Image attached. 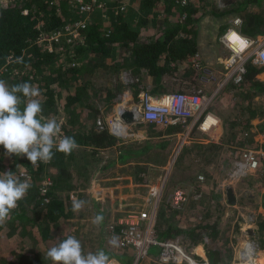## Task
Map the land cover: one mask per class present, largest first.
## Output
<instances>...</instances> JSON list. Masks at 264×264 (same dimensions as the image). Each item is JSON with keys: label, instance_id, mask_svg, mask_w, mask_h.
Listing matches in <instances>:
<instances>
[{"label": "rangeland", "instance_id": "obj_1", "mask_svg": "<svg viewBox=\"0 0 264 264\" xmlns=\"http://www.w3.org/2000/svg\"><path fill=\"white\" fill-rule=\"evenodd\" d=\"M139 1L104 0L105 5L94 7L88 13L77 12L75 9L74 11L71 10L70 14H68V22L77 18H83L85 20L99 19L107 22L112 14L114 16L116 14L125 16V13L139 10ZM175 1L186 3L188 0ZM175 1L161 0L157 2V6H149L141 11V15L146 17L148 21L141 26L143 27L144 33L154 36L157 30L156 28L166 25L165 19L167 22L169 21L167 25L170 27H174L177 23H183L185 14L178 15V12L166 11L168 9L170 10L167 6L168 3L177 5ZM190 1H192V4L196 2V0ZM200 1L201 4L205 3L207 7H214L217 11L221 12L219 15L211 13L204 14L195 22V24H198L199 41L203 42L201 44L203 48L200 50L202 53L199 55L202 68L195 69L191 59H189V63L187 61L181 62L177 67L175 77L171 78L170 76L167 78V84L168 86H172L171 91L201 89L205 93L213 94L208 105V110L223 118L222 125L224 132L220 142L207 147L204 152L199 151L196 147H191L189 149L190 151H186L181 158L177 159L178 156L176 157V164L174 162V166L165 185L163 199L167 198L169 192L174 187L181 186L188 190V200L180 208L173 207L169 202L163 200L161 202L163 204L162 210L164 211V216H170L173 209L180 210L181 213H173L174 215L172 214L171 217L175 216L177 223L186 228L192 227L196 222L217 221L213 225L215 229H218L216 237L211 238L205 235L206 239L204 240L207 248L211 247V249H215L220 246L222 247L223 254L230 253V256L225 257L223 255V259L219 262L210 260L204 247L198 249L199 252L196 251L195 249L198 244L191 243L189 235L186 236L185 233H179L175 236L187 249H190L197 255L201 253L208 257L211 263L264 264V257H262L264 256V224L258 225V221H261L264 216L258 213L259 210L257 211L256 209V204H260L261 180H264V155L261 157L258 167L254 170L239 176L230 175L233 167V159L235 158L234 154L238 156L243 148H261L264 150L262 147L264 143V126L261 128V126L257 125V123H261L264 119V90L256 92L252 97L254 104L259 105L263 109L260 114L261 116L251 118L252 124L248 129L249 134L243 132L240 137L237 134H232L234 126L239 125L243 120L248 118L249 110H247V106L249 107L250 105V98L243 93L244 90L232 86L233 82H237L234 80L233 74L222 82L224 75L230 70L225 64V59L230 56L231 49L221 41V36L225 32L222 30L229 23L232 16H239L244 21L243 26H250L247 22L250 17L256 18L260 23L252 27L261 29L264 26V0ZM121 4L125 5L124 9L117 10ZM154 17L155 25L153 26L150 20ZM221 32L222 34L219 37ZM257 32L259 31H254L252 35H255ZM68 37H72V34L68 31H64L59 36L56 45L57 49L61 50L59 57L68 58L65 61L69 60V62L72 61L75 63L76 61V64L83 63V65L85 64L88 67H92L90 65H96L97 68L94 67L96 69L91 73H86L85 77L94 83L95 87L99 88L97 90H101L103 93L106 86L114 85L112 82L115 80L114 76L118 80V91L112 97V104L109 107L104 106L105 100L98 97L97 93L96 95L91 93L90 105L100 107L101 110L95 114L91 110L81 108L78 116L73 119L78 127L82 126V123L86 127L91 126L93 125V121L96 124L97 118L107 126V118L115 106L123 105L124 108H127L134 103L138 104V92L141 90L149 91L148 84L150 82L146 78H143L142 84L144 88L138 86L130 68H121L117 75L107 70V66L99 68L101 67L99 66L100 63L110 62L107 56L117 57H115L118 54L117 52H119L117 47L113 46L115 48L110 49L108 55L88 54L83 60L75 58L74 61L70 59V56L75 51L71 44L75 40L73 38L69 41L70 43H67ZM76 40L78 39L76 38ZM65 49H68L67 53L64 52ZM256 64L261 65L260 63ZM195 72H199L196 77ZM125 91H127L126 95H124ZM135 91L136 93H134ZM59 108L57 109L53 105L46 110V107H44L43 115L45 117L54 116L63 123L72 119L69 114L64 113L60 106ZM148 123L150 122L138 120L131 124L129 123L128 126L132 127V130H143L148 135H153L154 129H162L159 128L160 125H155V127L148 125ZM182 129L183 126L181 129H174L171 150L178 140L176 133L182 131ZM199 135H201V129L197 126L192 127L191 141L184 145H192L194 143L207 145L212 143H203ZM118 137L113 145L98 147L95 152H92L93 149L90 146L78 144V148L75 150V157L68 159L66 161L67 163L64 162V168H66L68 174L58 176L60 180L63 179L64 184L60 185L57 183L59 185L54 186V192L58 194V197L63 200L65 199L70 210L74 199L78 198L87 201L84 209L79 213H74L71 210L70 216L66 219L68 221L67 235L71 234L76 236L81 241L85 253L103 249L110 256L111 264H126L125 259L131 258L132 262L134 249L121 245L119 239L118 246L113 247L109 244V240L113 235L118 237L115 227L116 217L121 213H126L131 210L137 211L150 207L151 197L148 195L149 184H153L154 181H157L161 177L164 163L171 151H169L165 159H161L160 166H154V161L138 162L136 158L139 157L142 151L135 152V150L142 149L143 147H138L132 141L123 143L126 138ZM139 141H144V138L142 139L139 136ZM17 157L15 155L7 156V161L13 162ZM203 169L206 171V174L203 173ZM55 172L56 167H48L46 165L39 171L38 177L41 175L44 176L45 174L54 176L51 173ZM198 174H203L204 178L201 180L198 178ZM192 175L196 176L195 179L191 177ZM30 177L29 175L26 178L31 179ZM229 185L233 187L234 203L228 200L226 187ZM98 213H102L104 219L97 226L92 223V220ZM7 222L0 225V235L8 234L10 225ZM16 233L17 229L15 235ZM10 239L15 240L16 237L11 235ZM28 239L25 238L20 245H27ZM212 239L213 244H211ZM248 242L253 244V251L250 259H245L242 258L240 251L245 243ZM258 252H260L259 256L257 255ZM119 260L122 262L120 263ZM131 262L127 264H131ZM155 263L161 264L156 260L155 249L151 246L148 255L139 261L138 264Z\"/></svg>", "mask_w": 264, "mask_h": 264}, {"label": "trees", "instance_id": "obj_2", "mask_svg": "<svg viewBox=\"0 0 264 264\" xmlns=\"http://www.w3.org/2000/svg\"><path fill=\"white\" fill-rule=\"evenodd\" d=\"M159 1L161 0H140L138 12L131 11L125 13V16L112 14L107 22L99 19L87 20L81 30L82 40L74 39L75 41L71 43L75 51L72 52L70 59L83 60L88 54L108 55L110 49L117 47L119 51L115 55L117 57L107 56L110 62H107L108 65L106 62L100 63L99 68L107 66V70L116 75L121 68H130L134 77L138 78L136 83L141 79L143 72L153 77L156 85L163 74L173 73L175 75L182 61L195 52H200L197 37L198 24L195 22L204 14L219 15L221 12L214 7H207L205 3L201 4L200 0H196L194 4L189 0L186 3L174 0L177 5L168 3L170 10L166 11L178 12V15L185 14L183 23L170 27L167 25L169 21L165 19L166 25L156 28L154 36L148 35L141 27L143 23L148 22L146 17L141 15V11L149 6H157ZM71 10L74 11V7L67 0H0V78L10 84L29 81L38 85L42 90L43 108L46 107L48 110L55 105L58 109L60 106L64 113L72 117L63 123L62 134L74 136L79 145L90 146L93 149L92 152H95L98 147L113 145L119 137L114 135L106 125L98 128L93 121L91 126L86 127L82 123V126L78 127L73 119L78 116L81 108L91 110L95 114L100 112V107L90 105L91 93L95 95L97 93L98 97L105 100L104 106L109 107L112 104V97L118 91L117 78L114 76L115 80L112 81L114 85L106 86L102 93L85 77L86 73H91L97 68L96 65L88 67L83 63L76 64V61L75 63L65 61L68 58L59 57L61 50L57 49V44L49 50L45 43L39 41L41 32L50 34L57 27L68 22V14ZM154 21L155 17L150 20L153 26ZM67 50L65 49L64 52L67 53ZM18 57H22V62H17ZM261 70L262 65L258 66L252 60H246L241 79L232 83L234 88L244 90L243 93L250 98V105L247 106L248 118L232 129L234 132L232 134H237L238 137L243 132L249 134L248 129L252 124V117L261 116L263 108L254 104L252 100L256 92L264 90L263 81L257 77V73ZM198 73L195 72V77ZM151 93L154 94V92ZM148 125L155 126L154 123H148ZM257 125L262 128L264 119ZM179 126L173 124L165 128L170 132L177 128L181 129ZM214 144L217 143L184 145L177 159L181 158L186 151H190L191 147L204 152L207 147ZM262 147L264 148V144ZM73 157H75V150L69 155L55 152L51 162H38V165L34 166L23 156L17 157L13 162H8L5 150L0 146V174L12 171L21 179H25L26 177L20 175L21 171H25L31 176V179H26L32 185L26 196L18 201L17 208L10 213L9 223L7 222L10 225L8 234L0 235V264H52L46 252L66 237L68 233L66 219L71 212L65 199L58 197V194L54 192V186L64 184L63 179L60 180L58 176L68 174L64 165L68 159ZM46 165L56 167V172L51 173L54 176L45 174L38 177L39 171ZM202 171L206 174L204 169ZM45 176L51 179L52 186L42 193L41 181ZM191 177L195 179L196 176ZM44 197L47 198L46 201ZM261 204L264 206V192H262ZM162 206L163 204L160 203L157 215V229L161 237L175 238L179 233H185L186 236L189 235L191 243L201 244L205 248L210 260H212L213 251L219 253L221 260L223 255L230 256L229 252L223 254L220 246L215 249L206 247L204 237L205 235L211 238L216 237L218 229H215L213 225L217 221L196 222L192 227L186 228L177 223L175 216L171 217L173 213H181L180 210L171 209L170 216H164ZM263 224L264 218L258 221V225ZM11 235L16 239H10ZM25 238H29L28 244L20 245ZM213 243L212 239L211 244ZM124 261L130 263L131 258ZM119 262L122 261L119 260Z\"/></svg>", "mask_w": 264, "mask_h": 264}, {"label": "built area", "instance_id": "obj_3", "mask_svg": "<svg viewBox=\"0 0 264 264\" xmlns=\"http://www.w3.org/2000/svg\"><path fill=\"white\" fill-rule=\"evenodd\" d=\"M67 2L72 4L77 12L81 13H88L94 7L105 5L104 0H67ZM124 6V4L119 5L117 10L124 9ZM87 20L83 18L72 19L73 22H65L50 34L41 32L39 34V41L45 43L47 48L51 50L57 44L59 36L64 31L72 34V37H68V41H71L73 38L82 40L81 30ZM229 28L230 26H228ZM227 30L221 36V41H223ZM247 38L249 40V46L246 49L251 48L247 55L244 54L246 49L242 52L238 51L240 47L238 41L223 42L225 46L231 49V54L225 59V64L230 70L224 75L222 82L232 74L234 80L239 81L244 71V63L247 59H251L255 63L264 64V31ZM199 55V52H195L190 58L196 69L202 68ZM126 94L127 91H125L124 95ZM212 95L205 93L201 89L169 91L161 95H154L148 90H141L137 94L138 104L134 103L132 106L123 108L130 109L134 116H136L137 121L142 120L163 126L173 124L183 126V130L177 134V142L164 163L161 177L157 181H154L153 184H149L148 195L151 197L150 207L137 211L131 210L126 213H121L116 217L115 227L120 244L134 249L131 264H138L139 261L146 257L151 246L155 248L156 260L161 264H213L208 257L202 254L197 255L190 249H187L178 238L161 237L157 229L158 209L163 200L169 202L171 206L178 208L182 207L188 200V190L185 187H174L166 199H163V193L175 159L182 149L181 147L191 141L192 127L197 126L200 129H204L206 128L204 127V122L207 117L209 115L214 117L212 112L208 110ZM116 108L115 106L107 118V127L114 135L123 136L126 134L129 123H126L120 117V112L123 109L118 110ZM210 124L207 126H210ZM96 126L98 128L104 126L99 118L96 120ZM263 155L264 150L261 148H243L238 156L234 154L235 158L233 159V167L230 175L239 176L254 170L258 167ZM20 175L29 177V174L25 171H21ZM198 178L202 180L204 178L203 174H198ZM41 183L40 190L42 193L52 186V181L48 176H45ZM46 200L47 198L44 197V201ZM252 249L253 244L251 242L245 243L240 252L241 256L250 259Z\"/></svg>", "mask_w": 264, "mask_h": 264}, {"label": "clouds", "instance_id": "obj_4", "mask_svg": "<svg viewBox=\"0 0 264 264\" xmlns=\"http://www.w3.org/2000/svg\"><path fill=\"white\" fill-rule=\"evenodd\" d=\"M232 24L222 42L238 41V51L242 52L249 46L248 38L238 31L244 21L236 17ZM16 59L22 62V57ZM41 96L40 87L29 81L10 84L0 78V146L7 156H23L34 166L38 162H51L55 152L69 155L78 148L74 136L62 134V121L54 116L44 117ZM31 187L27 179L12 171L0 174V225L10 219V213ZM86 203L83 199H74L71 210L79 213ZM103 219V214L98 213L92 223L98 226ZM109 244L118 246V237L113 235ZM46 256L52 264H111L105 250L85 253L81 241L71 234L51 246Z\"/></svg>", "mask_w": 264, "mask_h": 264}, {"label": "crops", "instance_id": "obj_5", "mask_svg": "<svg viewBox=\"0 0 264 264\" xmlns=\"http://www.w3.org/2000/svg\"><path fill=\"white\" fill-rule=\"evenodd\" d=\"M232 17L235 18L236 16H232ZM232 17L230 18L229 23H227V25L225 27L226 29L224 28L225 30L223 29L222 31H226L228 29V26L233 27V24H232V19L233 18ZM247 22L250 24V26H242V28L238 29V31L241 32L244 36H246V37L250 36L251 37V36H253L252 34L254 33V31H259L256 34L262 33L264 31V26H262L261 29L260 28H256V27H252V26H255L258 23H260V21L257 20L256 18L250 17ZM221 34H222V32L219 34V37H220ZM197 37H198L199 48L201 50L203 48L201 46V44H203V42L199 41L200 37H199L198 33H197ZM204 44H206V43H204ZM250 50H251V48L246 49L244 54H246V55L249 54ZM199 53H202V52H199ZM190 58H191V56L187 57L185 61H187L189 63V59ZM185 61H182V62H185ZM261 65H262V70L259 73H257V77H258V79H260L264 83V64H261ZM170 76H171V78L175 77V75L173 73L172 74H169V73L163 74L161 76V79H160L159 83L156 85L155 79H154V82H153V77H151L149 75H146V73L142 72L141 73V79L139 80V82L137 84H138V86L144 88V86L142 84V80H143V78H146V80L150 82L148 84L149 85V87H148L149 91L150 92H154V94H156V95H161L163 93H166V92H169V91L172 90L171 89L172 86L171 85L168 86V84H167V78L170 77ZM135 79L137 80L138 78L135 77ZM121 107L124 108L123 105ZM212 114L214 115V119L215 120L213 122H210L211 123L210 126H206V128L201 129V135H199L200 140L202 139L203 143H206V142H216V143H218V142H220V140H221V138L223 136V132H224L223 125H222V123H223L222 119L223 118L220 115L216 114V113L212 112ZM155 125H160V124H155ZM165 127L166 126L160 125L159 128H162V129L154 130V134L153 135H148L143 130H140V129L132 130L133 129L132 127L127 126L126 134H124L121 137L122 138H126L123 141V143L132 141L138 147L139 146L143 147L142 149H136L135 150V152H137V151L141 152L142 151L139 154L140 158L139 157L136 158V159H138V162H153L154 161V166H160L159 164H160L161 159H165L166 155L169 154V151H171L172 139L174 138V132L173 131H170V132L167 131ZM179 127H182V126H179ZM176 134H178V132ZM139 136L142 139L144 138V141H139ZM136 141H138V142H136ZM258 182H260V181L258 180ZM255 183H256V181H255ZM227 188H231V190H233L232 189L233 187L231 185L227 186L226 189ZM260 189H261V193H260V196H259L260 204L259 203L256 204V209H257V211L259 210L258 213H261L264 216V206H262V204H261L262 192H264V180H261ZM254 215H255V213H254ZM254 215H253V217H254ZM204 239H205V237H204ZM201 248H203L202 245L198 244L195 250L198 251V249H201ZM259 253L260 252L257 253L258 256H259ZM262 257H264V256H262ZM220 260L221 259H220V256H219V261Z\"/></svg>", "mask_w": 264, "mask_h": 264}, {"label": "water", "instance_id": "obj_6", "mask_svg": "<svg viewBox=\"0 0 264 264\" xmlns=\"http://www.w3.org/2000/svg\"><path fill=\"white\" fill-rule=\"evenodd\" d=\"M120 117L126 123H133V122L137 121L136 116H134L133 112L130 109H123L120 112ZM226 191H227V195H228V200L230 202L234 203L235 202V198H234V195L232 193L231 188H227ZM212 261L213 262H219V253L217 251H213Z\"/></svg>", "mask_w": 264, "mask_h": 264}, {"label": "bare ground", "instance_id": "obj_7", "mask_svg": "<svg viewBox=\"0 0 264 264\" xmlns=\"http://www.w3.org/2000/svg\"><path fill=\"white\" fill-rule=\"evenodd\" d=\"M116 109L121 110L123 109L121 106H118ZM215 119L211 115H209L204 123V127H206L210 122H213ZM243 258V257H242ZM246 259V258H245Z\"/></svg>", "mask_w": 264, "mask_h": 264}]
</instances>
